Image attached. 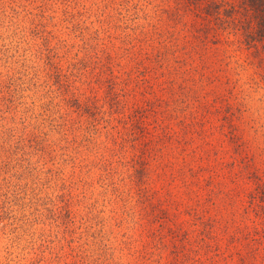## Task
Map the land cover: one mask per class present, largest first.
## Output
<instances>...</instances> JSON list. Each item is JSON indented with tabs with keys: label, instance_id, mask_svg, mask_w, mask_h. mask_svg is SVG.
<instances>
[{
	"label": "rangeland",
	"instance_id": "obj_1",
	"mask_svg": "<svg viewBox=\"0 0 264 264\" xmlns=\"http://www.w3.org/2000/svg\"><path fill=\"white\" fill-rule=\"evenodd\" d=\"M228 1L0 0V264H264V46Z\"/></svg>",
	"mask_w": 264,
	"mask_h": 264
},
{
	"label": "trees",
	"instance_id": "obj_2",
	"mask_svg": "<svg viewBox=\"0 0 264 264\" xmlns=\"http://www.w3.org/2000/svg\"><path fill=\"white\" fill-rule=\"evenodd\" d=\"M197 1L202 2L203 0ZM211 4L215 5L214 9H210L211 11H213L215 17H219L220 6H223V9L229 11L231 15H234V12L238 11L235 4L228 0H206V6H210ZM226 5H229L230 8H226ZM242 8H244L248 12L252 24L250 23V21L245 24L244 20L238 18L237 15L233 16L232 19H222V21L233 23V25L236 27V30L241 28V33L246 38L245 41L250 42L259 40L264 46V0H243ZM119 102L120 100L118 97L117 105H119ZM143 110L144 109L141 110L140 114H142ZM137 111L138 110L135 109L128 115V118L131 119V122H136L140 119L139 117H141V115L139 116L137 114Z\"/></svg>",
	"mask_w": 264,
	"mask_h": 264
}]
</instances>
